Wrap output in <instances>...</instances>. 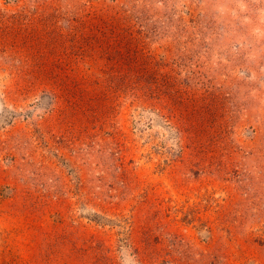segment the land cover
<instances>
[{"label": "rangeland", "instance_id": "obj_1", "mask_svg": "<svg viewBox=\"0 0 264 264\" xmlns=\"http://www.w3.org/2000/svg\"><path fill=\"white\" fill-rule=\"evenodd\" d=\"M0 264H264V0H0Z\"/></svg>", "mask_w": 264, "mask_h": 264}]
</instances>
